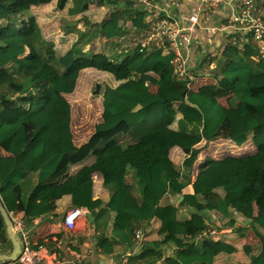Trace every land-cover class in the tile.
<instances>
[{"label": "trees", "instance_id": "16d2710c", "mask_svg": "<svg viewBox=\"0 0 264 264\" xmlns=\"http://www.w3.org/2000/svg\"><path fill=\"white\" fill-rule=\"evenodd\" d=\"M94 2L0 0V37L26 40L23 51L10 58L4 57L5 46L0 44V202L5 205L4 193L13 192V211L25 221L44 212L54 215L58 208H91L99 179L104 199L93 211L94 229L103 233L113 211L126 220L112 225L110 236H97L103 253H112L116 244L132 246L141 230L147 248L158 249L155 257H160L163 245L173 244L171 259L176 264H264V57H253L254 47L247 42L242 47L227 44L212 82L191 85L187 75H177L167 47L141 44L138 36L146 24L127 31L134 32L128 40L134 44L118 52L115 43L112 55L94 51L92 43L87 49L73 44L61 54L63 36L77 31L78 23L91 31L92 39L106 35L110 13L104 3L114 4L122 19L131 9H121L118 0H99L100 7L92 8ZM260 6L264 20V0ZM39 13L47 16L46 22L40 21ZM87 69L103 74L90 85L92 99L100 100L101 121L79 145L68 143L46 157L45 138L36 137V125L28 115L33 106L54 105L59 95L74 92ZM172 85L173 96L162 93ZM222 96L227 108L220 103ZM258 131L261 139H256ZM224 140L238 146L253 140L255 145L214 166L221 176L225 173L219 167L228 169L229 178L221 184L191 192L193 172L200 174L217 162L210 156L198 163L199 144ZM162 163L171 164L179 187L177 203L156 216L159 200L173 190V176ZM235 200L248 210L246 233L234 225ZM182 207H190L198 217L181 218ZM207 212L218 213L224 225H210ZM224 226L230 231L220 232ZM190 246L193 249H186ZM11 249L0 213V253ZM138 258L142 254L129 260Z\"/></svg>", "mask_w": 264, "mask_h": 264}, {"label": "crops", "instance_id": "0c3cea01", "mask_svg": "<svg viewBox=\"0 0 264 264\" xmlns=\"http://www.w3.org/2000/svg\"><path fill=\"white\" fill-rule=\"evenodd\" d=\"M158 6L157 8L161 10V14H165L167 12L168 15L174 17L181 25H186L187 18L192 15L196 14L198 16L199 24L197 28L191 33L190 38L188 41H181L180 42V52L181 56L184 59L186 75L192 81L191 85H200L202 83L212 82V71L218 61L222 60L224 49L227 44H238L242 47L243 43L247 42L254 46L253 40L251 39V35L249 34L248 29H244L241 27H228L224 31H216L215 33L211 32L210 27L217 26L218 22L225 20V16L230 14L234 8V1L233 0H226L219 9L206 13L200 11L201 10V2L200 0H157ZM165 11V12H164ZM203 13V14H202ZM120 50V49H119ZM152 76V75H151ZM154 77V76H153ZM152 77V78H153ZM174 89V85L162 91L166 93V95L172 93ZM173 96V95H168ZM220 103L227 108L228 102H226L225 97H221ZM46 141V140H45ZM217 142L216 148H221L223 144H227L224 140L222 141H212ZM233 143L232 141H230ZM202 149L198 155V163L199 161L208 154H211V157L214 159L215 154L212 155V147L204 146L206 142L202 141L199 144ZM217 149L214 151L216 152ZM221 150V149H220ZM217 150V151H220ZM48 153V146L46 144V157L51 156L55 152L52 151L50 155ZM220 156V160H217L215 164L210 166L207 172H210L215 169V165L220 162L222 159L226 158L230 154H233L229 151L222 152ZM163 167H165L169 172V177H172L173 174L170 173V169H172L170 163H162ZM207 170V169H206ZM206 170L204 173H206ZM211 170V171H210ZM198 172H193L191 183L188 185V188L192 191V183L193 178L196 176L202 177L203 174H197ZM203 173V172H202ZM218 172L214 175L215 178L217 177ZM204 180V179H203ZM171 180L170 187L173 190H170L167 194L163 195L159 200L156 208V216H160L168 210V208L172 205H175L176 202V189L179 187V181H176L177 186L173 185ZM196 182V181H195ZM194 182V184H195ZM97 183V192L93 198V205L91 208H87V212L84 216L79 217L76 228L73 230H67L63 227V217L69 209L73 208H58L56 213L52 215L50 212H44L41 216L34 217L31 222H33L32 226L30 227L31 230L37 228V233L33 237V244L35 243H42L40 246V253L43 257V260L40 264H48L57 258L61 257H69L70 262L66 264H176L175 261L171 259L173 252L175 250V246L173 244H166L161 247L159 250L160 257H155L154 253L158 252V249L150 250L148 249V244L143 243V236L140 240L135 239V243L132 246H125L123 244H116L114 246V250L110 254H105L102 250L97 246V236L101 234L110 236V229L111 226L114 224L120 225L126 222L124 216L119 211L112 212V221L110 225L106 228V230L101 233V231H96L94 229V225L92 223V216L93 211L98 208L101 204V199H104L103 192L100 191V180H96ZM217 183L215 185L221 184ZM205 184V182H204ZM202 184L201 186H204ZM200 186V187H201ZM214 186V185H213ZM207 187V186H206ZM212 187V186H211ZM210 188V187H207ZM200 189V188H199ZM173 191V192H171ZM199 190H195L197 192ZM7 192V195H6ZM4 193V196H9V198L4 197L3 200L7 204H14V194L10 190H7ZM101 197V198H100ZM8 199V200H7ZM179 199V198H178ZM5 207V205H3ZM13 207V206H12ZM232 208L233 218L235 217L236 211L234 207ZM8 214L10 213L11 209H7L5 207ZM264 211V208L261 209ZM195 211L190 207H182L180 209V217L181 218H193L198 217L195 215ZM206 216L209 217L211 220L210 225L214 226H221L224 225L225 219L220 217L218 213L213 214L211 212H207ZM51 220V221H49ZM25 221V220H24ZM249 223V222H248ZM27 225V223H26ZM146 227L148 223H143ZM236 226L237 224L234 223ZM231 227L224 226L220 229V232H228L230 231ZM249 225L247 229H240L242 233L248 232ZM29 231V230H28ZM60 233L58 236L57 233ZM39 249V248H37ZM186 249H193V247H188ZM185 249V250H186ZM6 253V252H1ZM142 254V258H138L137 260L130 261L129 258H133ZM0 264H20L19 260L17 259L14 262H7V263H0Z\"/></svg>", "mask_w": 264, "mask_h": 264}, {"label": "rangeland", "instance_id": "374dc122", "mask_svg": "<svg viewBox=\"0 0 264 264\" xmlns=\"http://www.w3.org/2000/svg\"><path fill=\"white\" fill-rule=\"evenodd\" d=\"M98 3L99 0H95L94 4L91 5V7L92 8L100 7L96 5ZM100 3H104V2H100ZM152 3L154 2L150 1L149 4L143 5L142 3H139L137 0H133L127 3L124 0H118V4L121 9L131 7L128 13L127 12L123 13V19L117 17V14L113 10L115 9L114 4L104 3V5L102 6L106 7L108 13H110L109 22L104 28L106 35L95 36L92 39L91 31L87 30V28H85L82 25V23H78L76 24L78 27L77 31L68 32L65 36H63L61 43L58 46L59 52L61 54H65L73 44L77 45L78 48H84V49L90 48V46L93 44L94 51L98 49L104 50L109 55H112V53H114V50L112 49L115 47V43H119V48L117 49L118 52H120L119 49L131 47L134 43L132 45L128 44V40L133 36L134 32H132L131 35H127L126 33L127 31L132 30L135 25L138 26L139 24L142 25L146 24V26L143 28L145 29L147 28L148 25L152 24V22L154 21V17L152 16L151 12L153 11V9H155ZM154 5L155 7L158 6L157 0H156V4ZM43 12L48 16L49 12L47 11V9L43 10ZM45 14L43 13L38 14V18L40 19L41 22L47 21L46 18L47 16ZM1 15H3L2 12H0V16ZM208 15L209 13L206 15V17ZM118 26L120 29L117 28ZM8 28H12V25H9ZM115 29L118 31V33L115 31ZM114 32L120 35L118 37L117 36L112 37V35H114ZM60 37L61 36H59L57 39H59ZM139 38L140 37L138 36V39ZM25 41L26 40H23L20 37L17 38L0 37V44L5 46L4 57L10 58L21 53L24 49ZM100 78H103V74L100 72L91 69L83 70L77 80V85L74 92L69 94L59 95L58 101L55 102L54 105L50 103L42 102V104H39V106H33V110L31 111L30 115H28V117H31L36 125V129H35L36 137L40 138L41 136L45 138L46 144L48 146V153H47L48 155H50L52 151L57 152L61 148L62 149L66 148L67 146L70 145L68 143H71V145L74 146L79 145L82 141L86 139L88 134L92 131L93 124L101 121L100 100L98 98L92 99L90 93V85L92 84L93 81ZM175 91H176V87H174L172 93L170 92V94L174 95ZM107 121L110 123L112 122L110 119H107ZM260 134L261 133L258 131V135H256V139L262 138V135ZM225 141H227L226 142L227 144L226 145L223 144L221 148H216L217 142H206V145L204 146L208 145L212 147L213 149L212 155L215 154L214 157L219 158L216 160H220V156L222 155L221 154L222 152L229 151L233 154H236L245 150L247 151L253 148L255 145V143H253V140H250L249 142H246L241 146L231 143L229 140H225ZM215 149L217 150L221 149V150L220 151L216 150L215 152L214 151ZM210 156L211 154L205 155L203 159ZM209 169L206 170V173L204 172L201 173L203 174L202 177L196 176L195 178H193V181L194 182L196 181L195 184L193 182L191 186L193 192H195V190H199L200 186L204 184V182H205L204 186L211 187L217 183L222 182L223 178L227 177L228 169L219 167V169L222 170V173L225 174L222 175L223 176L222 177L219 173L215 178L212 177H214V175L216 174V170L218 168H215L212 171L210 170L211 173L207 172ZM171 173L175 175V173L172 172V170ZM172 179H174V185L177 186L175 180L178 179H176V176H173ZM6 195L3 197L9 198V196ZM4 204L7 209H11L10 212L15 213L12 207L14 206L13 203L12 205L10 203L9 204L4 203ZM232 204L234 208L238 209V211L235 209L237 212L234 217V222L237 224L236 226L242 228L243 230L247 229V226L249 225L248 222L250 219L249 216H247L248 215L247 208L243 207L240 204V202L237 200H235ZM24 222H25V228L29 230V236L33 240V237L37 233V228L31 230L30 227L32 226L33 222L31 221H24Z\"/></svg>", "mask_w": 264, "mask_h": 264}, {"label": "built area", "instance_id": "2783aa9c", "mask_svg": "<svg viewBox=\"0 0 264 264\" xmlns=\"http://www.w3.org/2000/svg\"><path fill=\"white\" fill-rule=\"evenodd\" d=\"M143 5L154 2L152 16L154 21L143 29L139 35L141 44L146 45L153 43L158 47H167L173 53L172 62L175 66V71L178 76L186 75L184 59L180 52V42L188 41L191 33L197 28L199 24L198 16L192 14L187 18L186 25H181L174 17L167 13L161 14V10L155 7L156 0H137ZM233 11L225 16V20L219 22V25L210 27L211 32L224 31L228 27H241L248 29L254 43L253 57L259 59L264 57V20L263 11L260 6L262 0H233ZM201 10L206 13L219 9V7L226 2V0H200ZM151 5V4H150ZM157 9V10H156ZM206 16V15H205ZM87 207H73L66 211L63 217V227L67 230L76 228V223L79 217L86 214ZM10 219L12 221V229L15 232L19 244L20 254L18 260L20 264H40L43 257L40 253V248L33 247V241L29 236V231L25 228V222L20 214L10 212ZM211 230L210 233H214ZM142 238V231L137 230L135 239ZM70 262L69 257H61L48 264H66Z\"/></svg>", "mask_w": 264, "mask_h": 264}, {"label": "water", "instance_id": "95a60500", "mask_svg": "<svg viewBox=\"0 0 264 264\" xmlns=\"http://www.w3.org/2000/svg\"><path fill=\"white\" fill-rule=\"evenodd\" d=\"M182 199V196L179 197L178 201ZM0 213L4 221L6 234L11 242V252L10 253H0V263L4 262H14L18 259L20 254V244L19 240L12 229V221L5 207L0 202Z\"/></svg>", "mask_w": 264, "mask_h": 264}]
</instances>
